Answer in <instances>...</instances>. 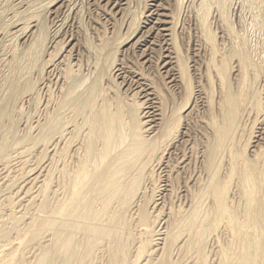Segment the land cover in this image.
I'll use <instances>...</instances> for the list:
<instances>
[{
    "label": "bare ground",
    "instance_id": "6f19581e",
    "mask_svg": "<svg viewBox=\"0 0 264 264\" xmlns=\"http://www.w3.org/2000/svg\"><path fill=\"white\" fill-rule=\"evenodd\" d=\"M97 1L0 0V264H264V0Z\"/></svg>",
    "mask_w": 264,
    "mask_h": 264
},
{
    "label": "rangeland",
    "instance_id": "374dc122",
    "mask_svg": "<svg viewBox=\"0 0 264 264\" xmlns=\"http://www.w3.org/2000/svg\"><path fill=\"white\" fill-rule=\"evenodd\" d=\"M92 1V2H91ZM95 1H97V0H95ZM95 1H93V0H77V2L80 4V5H82V7H81V9L79 8L77 11H76V14H73V16H74V18H73V21H74V25L72 24V25H70V27H69V31L72 33V35L74 36V39H75V41H77V42H83V39H84V37H85V34H89V32H92V31H94L95 33H97V34H100V37H105V38H108L109 36H110V33H109V30H110V28L108 29V26H112V27H114L115 28V26H117L115 29H117L118 28V33H119V31L121 32V33H119V35H122V37L124 38V39H122V37H121V39L118 41V42H116V46H117V48L120 50V52L118 51V53H116L115 55V59H118V58H121L122 60L121 61H124V62H127V61H131L132 63H134V59H136L135 58V54L134 55H131V52H130V50H124L123 52H122V55H121V49H123L122 48V44L124 43V42H122V40L124 41L125 40V36H124V25L125 24H119V20L118 21H116V22H114V21H112V22H114V24L113 25H110V24H108L107 25V22L109 23V21H107L106 22V20L105 19H107L106 18V16H105V14H103L104 13V7L103 6H101V7H103V8H101L100 6L98 7V4L97 3H99L100 5H101V3L100 2H98L97 1V3L95 4L94 2ZM133 2H134V0H132ZM138 2H139V4H138V8L140 9H137V11L139 10V11H144L143 9H144V4L147 2L146 0H137ZM89 4H88V3ZM93 4V5H92ZM94 5H95V7H94ZM91 6V7H90ZM97 6V7H96ZM145 6H146V4H145ZM87 7V8H86ZM92 7H94V8H97V9H94V8H92ZM89 8V9H88ZM142 8V9H141ZM94 9V10H93ZM100 9H102L101 11H100ZM82 10V11H81ZM97 10H98V12H97ZM58 11H59V9H58ZM79 11V12H78ZM91 11V12H90ZM96 11V12H95ZM136 11V12H137ZM138 11V12H139ZM100 12V13H99ZM59 15H61L62 14V12L60 11L59 13H58ZM99 14H101L100 16H99ZM76 15V16H75ZM97 15V16H96ZM104 17H103V16ZM103 17V18H102ZM114 17V16H113ZM48 18H49V15H48ZM116 18V17H115ZM50 19V18H49ZM48 19V25L49 26H51V25H53V20H49ZM81 20V21H80ZM87 20V21H86ZM103 20H104V24L102 25V23H103ZM52 21V22H51ZM80 21V22H79ZM137 21V18H136V20H135V23L133 24L134 26H135V24L137 23L136 22ZM50 22V23H49ZM78 22L80 23V24H78ZM99 22V23H98ZM116 24H118V25H116ZM107 25V26H106ZM79 26V27H78ZM83 26H84V28H83ZM86 26V27H85ZM102 26V27H101ZM119 26V27H118ZM104 27H106V28H104ZM71 29V30H70ZM86 29V30H85ZM88 30V31H87ZM84 31L86 32V33H84ZM97 31V32H96ZM84 36V37H83ZM83 37V38H82ZM77 39V40H76ZM78 44V43H77ZM53 45V44H52ZM57 45H59V44H57ZM56 45V46H57ZM59 47V46H58ZM62 46H60V48H58V49H60V50H55V51H53V54L52 55H54L55 57H53L54 59L56 58H58L59 56H60V58L59 59H62V60H64L63 58L65 57V63L66 62H68L67 60H69V61H71V58L70 57H68L69 55V53L68 52H64V48H65V46L62 48ZM56 49V48H55ZM66 49H68V47L66 48ZM125 49V48H124ZM49 50H51L50 48H49ZM55 52V53H54ZM57 52H58V54H57ZM65 53V54H64ZM63 55H65L63 58H62V56ZM183 55H184V53H183ZM185 57V56H184ZM67 58V59H66ZM185 60L187 61V64L189 65L190 64V62H188L189 60H187L186 59V57H185ZM71 63H73V61H71ZM51 69V70H50ZM50 69H48L49 70V72L48 71H45V69L44 70H42V73H43V75H42V77L44 76V78H45V76L47 75V73H48V75L49 76H51L50 77V79H52L51 80V82H52V84H51V82H47V81H44V78L42 79V84H41V82H40V84H39V87H38V91H39V94H38V96H39V103H38V105H40L39 106V108H40V110H43V107L45 106V104H46V99L48 98V97H46V96H48L52 91V93H54V94H56L57 93V91H58V88H59V86L58 85H60L59 84V82H60V76H59V78H57L58 77V75H60L59 74V71L57 70V68H50ZM47 72V73H46ZM53 72V73H52ZM44 73H45V75H44ZM55 73V74H54ZM53 77V78H52ZM57 79H56V78ZM159 78V77H158ZM157 79V78H156ZM160 79V78H159ZM158 80V79H157ZM58 81V82H57ZM47 83L51 86H54V87H50L49 88V85H47ZM44 84H46V85H44ZM56 84H57V87H56ZM162 85V84H161ZM36 86V85H35ZM44 86V87H43ZM162 86H164V85H162ZM48 87V88H47ZM47 88V90H45V89ZM54 90H53V89ZM164 88L162 87V90H163ZM50 91V93H48L49 91ZM55 90H56V92H55ZM46 92V93H45ZM41 93V94H40ZM46 94H48V95H46ZM43 102V103H42ZM24 103V104H23ZM23 103H19L20 104V107L23 109V112H26L27 110H26V106L25 105H27V103H26V101H23ZM19 104H18V107H19ZM43 104V105H42ZM48 105V104H47ZM18 108V109H20L21 110V108ZM25 110V111H24ZM22 111V110H21ZM251 131H255V128L254 127H252V129H251ZM22 170V169H21ZM156 177V176H155ZM157 178V177H156ZM158 179V178H157ZM155 185L156 186H158V185H160V181H156V183H155ZM157 188V187H156ZM157 191V190H156ZM156 193V192H155ZM152 199V198H151ZM151 199L149 200V202H151ZM2 209V208H1ZM10 209V211H12L13 210V208H9L8 207V209L7 210H9ZM15 210V209H14ZM13 210V211H14ZM1 211V210H0ZM3 211H5L6 212V210H3Z\"/></svg>",
    "mask_w": 264,
    "mask_h": 264
}]
</instances>
